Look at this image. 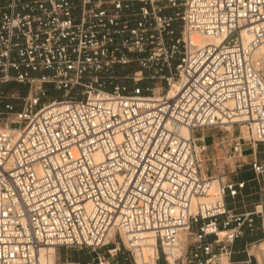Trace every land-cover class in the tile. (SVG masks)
<instances>
[{
	"label": "built area",
	"instance_id": "2783aa9c",
	"mask_svg": "<svg viewBox=\"0 0 264 264\" xmlns=\"http://www.w3.org/2000/svg\"><path fill=\"white\" fill-rule=\"evenodd\" d=\"M261 46L264 0H0V85L39 82L0 108V264H39L46 245L94 251L110 230L134 264H259L264 202L235 211L226 196L246 181L223 177L210 198L203 156L207 128L241 122L264 141ZM129 53L167 89H128L115 69ZM45 83L59 94L42 100ZM250 167L264 179V162ZM245 228L260 236L235 249Z\"/></svg>",
	"mask_w": 264,
	"mask_h": 264
},
{
	"label": "rangeland",
	"instance_id": "374dc122",
	"mask_svg": "<svg viewBox=\"0 0 264 264\" xmlns=\"http://www.w3.org/2000/svg\"><path fill=\"white\" fill-rule=\"evenodd\" d=\"M179 24V22L176 23V33L179 32ZM128 56L131 58L130 61L124 66L117 65L115 69V72L120 75L119 80L125 83L128 89H132L134 86L138 85L142 87L144 92L152 95H157L164 89H167L164 80L159 77V72H156L152 68H142L133 53H129ZM124 74L126 77H122ZM38 85L39 82L37 81L32 85L14 81L3 83L0 85V108H2L4 101H9L16 108H19L25 97L38 91ZM42 86L47 89V95L42 97V100L59 94V91L55 90L49 83H45ZM204 132L206 133L208 149L203 156V168L207 176L213 175L218 178L237 179V177L243 173L244 165H248L247 163L251 157L249 153L254 149L253 143L256 144L257 151H264V141H254L253 132L247 129V126L241 122L233 125L226 124L221 128H207ZM238 137L241 138V142H243V155L240 157L234 155L232 150L234 139ZM226 138L227 140L224 143H220L221 139ZM239 162L242 163L241 167L236 166ZM243 180H245L246 183H252L253 181H255V183L258 182L256 178L253 180L244 178ZM259 181L261 184H264V179L260 178ZM261 197L262 200H264V192H262ZM111 237H113V235ZM260 241H255L248 245L252 252L258 249ZM115 247H117V250L114 256L109 255L108 250ZM257 255L259 256L260 264H264V252L259 251ZM98 257L107 259L110 264H134L133 255L125 248V238L123 236L121 237L118 233L115 234V237L110 238L108 244L94 251L88 248L57 246L53 253L48 256V264H62L66 259L69 261L77 260L78 264H96ZM84 260L88 263H84Z\"/></svg>",
	"mask_w": 264,
	"mask_h": 264
},
{
	"label": "crops",
	"instance_id": "0c3cea01",
	"mask_svg": "<svg viewBox=\"0 0 264 264\" xmlns=\"http://www.w3.org/2000/svg\"><path fill=\"white\" fill-rule=\"evenodd\" d=\"M253 147H254L253 151L249 153L251 157L247 163L248 165H244V169H243L244 171L237 177V179L245 178L247 180H253L255 177L250 167L251 161L253 159H256L258 161L264 162V151H257L256 150L257 146L255 143H253ZM262 192H264V184H261L259 180L257 183H255V181H253L252 183L248 182L235 198L226 196V202L230 207L234 208L235 211L250 210L253 207L254 203L264 202V200H262L261 197ZM259 224H260V219L257 217L255 224L257 228H259ZM257 230L256 233L250 234L248 228H245L244 235L241 238L237 239L235 242L234 245L235 249H241V247L246 241L250 240L251 238L259 237L260 230L259 229ZM243 256H244L243 253L234 254L235 258H241ZM83 262L88 263L86 260H84ZM66 263L78 264V261L77 260L69 261L68 259H66L64 262H62V264H66Z\"/></svg>",
	"mask_w": 264,
	"mask_h": 264
},
{
	"label": "bare ground",
	"instance_id": "6f19581e",
	"mask_svg": "<svg viewBox=\"0 0 264 264\" xmlns=\"http://www.w3.org/2000/svg\"><path fill=\"white\" fill-rule=\"evenodd\" d=\"M250 38V35L248 33H244L243 34V40L244 42L246 43ZM220 41V37H215V36H208V35H202V34H199V33H191V36H190V42L194 45H203L205 43H209V42H213V43H217ZM255 56L257 58V64H261V65H264L262 63H264V46H261L260 48H258L256 51H255ZM264 67V66H262ZM178 86V82L177 81H174L173 82V85L171 86V88L169 89V93H172V91L174 90V88H176ZM244 118H239L237 120L239 121H242ZM227 125H230V124H227ZM253 135H254V138H256V134L255 132H253ZM204 175L207 177V173L204 172ZM218 182H219V178L217 176H212L211 178H209V183H210V187H209V193H210V198H215L217 197V186H218ZM204 199V198H203ZM110 237L113 235V237H115V233L110 230ZM124 237L125 236L123 234H121V237ZM111 237V238H113ZM143 241L144 242H150V241H154V237L152 236V234L150 232H146L143 234ZM259 247L257 250H255V252H253L256 257H257V260H258V263L260 264L259 262V256L257 255L259 251H262L264 252V240H261L260 243H259ZM55 249V246L53 245H46L45 247H43L40 251V254H39V264H48V256L53 253ZM257 253V254H256ZM136 260L140 263V257L139 256H136ZM100 264H110L108 262L107 259H101V262Z\"/></svg>",
	"mask_w": 264,
	"mask_h": 264
}]
</instances>
